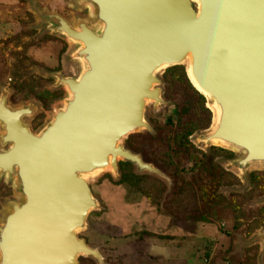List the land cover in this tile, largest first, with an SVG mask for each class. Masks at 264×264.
<instances>
[{
	"label": "water",
	"instance_id": "1",
	"mask_svg": "<svg viewBox=\"0 0 264 264\" xmlns=\"http://www.w3.org/2000/svg\"><path fill=\"white\" fill-rule=\"evenodd\" d=\"M80 1L91 5L99 29L86 19H77L76 29L56 12L37 11L51 30L80 43V75L52 73L69 87L63 106L34 133L25 122L32 105L6 102L9 108L0 97V143L9 145L0 156L11 161L0 170L19 194L0 220V264H78L80 256L105 264L77 235L98 206L87 179L107 165L117 173L119 159L168 179L122 142L152 130L144 111L147 100L164 102L156 86L163 66L189 58L216 103V123L199 135L205 145L214 137L228 143L243 175L264 165V0Z\"/></svg>",
	"mask_w": 264,
	"mask_h": 264
},
{
	"label": "rangeland",
	"instance_id": "2",
	"mask_svg": "<svg viewBox=\"0 0 264 264\" xmlns=\"http://www.w3.org/2000/svg\"><path fill=\"white\" fill-rule=\"evenodd\" d=\"M38 10L72 24L86 19L99 29L80 0H0V93L7 90L13 107L32 105L25 122L34 133L69 97L52 73L75 77L83 67L75 57L79 44L51 30ZM156 74L164 102L145 106L152 130H136L122 142L168 179L121 164L124 159L117 173L106 169L88 177L98 206L77 235L99 250L105 264H264V165L250 166L243 175L230 162L236 152L230 156L212 148L226 147L205 145L199 135L211 130L212 114L206 128L199 121L185 136L183 124L203 119L208 99L190 86L182 66ZM177 103L184 113L178 114ZM5 147L0 144V150ZM123 171L139 175L145 192L119 182ZM17 200L15 182L0 173V220ZM78 264L99 263L80 256Z\"/></svg>",
	"mask_w": 264,
	"mask_h": 264
},
{
	"label": "bare ground",
	"instance_id": "3",
	"mask_svg": "<svg viewBox=\"0 0 264 264\" xmlns=\"http://www.w3.org/2000/svg\"><path fill=\"white\" fill-rule=\"evenodd\" d=\"M87 6H89V12L91 13L92 12V7H91V5L90 4H88ZM70 24H71V26L73 27V28H76V29H78L79 27H78V24H72L71 22H69ZM76 41V40H75ZM80 44V43H79ZM78 58H80V57H78ZM81 59V58H80ZM82 60V59H81ZM184 66H185V71H186V75H187V77H188V79H189V81H190V83L192 84V86L200 93V94H202L206 99H208V102H209V104H210V106L208 107L209 109H210V111L212 112V118H213V124L212 125H214L215 123H216V121H217V119H218V113H219V109L217 108V106H216V103L214 102V101H212V99H211V97L206 93V91L204 90V89H202L201 87H200V85L198 84V82L196 81V79H195V77H194V74L192 73V71H191V65H190V59L189 58H187L183 63H182ZM163 67H167V66H163ZM63 76H65V75H63ZM61 83H64L65 85H64V87L67 89V90H69V87H68V85H67V82H63V81H61ZM63 85V84H62ZM2 97V96H1ZM150 100H147L146 102L148 103ZM7 101L5 100V105L7 106V107H9V105L6 103ZM0 108H1V106H0ZM10 108V107H9ZM12 108V107H11ZM33 110V109H32ZM14 132H15V135L16 136H20L21 134H20V131H19V129H14ZM2 133H3V131H2ZM211 143L212 144H216V145H220V146H223V147H227V146H229L228 145V143H226L225 141H223L222 139H219L218 137H214L212 140H211ZM39 148V146H37L36 147V149H38ZM71 155L69 154V157H70ZM73 157V156H72ZM69 159V158H68ZM72 159H76V158H72ZM7 160L8 159H5V161H4V159H3V157H1L0 156V166H3V167H5V168H7L9 165H10V162L11 161H8L7 162ZM37 162V161H36ZM47 162H49V161H47ZM102 170H106V169H110V166H105V167H103V168H101ZM101 169H99V170H101ZM98 171V170H97ZM0 173H2V171L0 170ZM85 179H86V176H85ZM78 230V229H77Z\"/></svg>",
	"mask_w": 264,
	"mask_h": 264
},
{
	"label": "trees",
	"instance_id": "4",
	"mask_svg": "<svg viewBox=\"0 0 264 264\" xmlns=\"http://www.w3.org/2000/svg\"><path fill=\"white\" fill-rule=\"evenodd\" d=\"M175 66H182L184 68V71H185V67H184L183 64H178V65H175ZM169 68H171V67H169ZM185 76H186L187 80L189 81V79H188V77L186 75V71H185ZM189 83H190V81H189ZM190 86H192L191 83H190ZM192 88L195 89L193 86H192ZM196 92H198V91L196 90ZM198 94L203 97V95L200 94L199 92H198ZM177 108H178V114L184 113L185 108H182L180 106V104H178V103H177ZM206 111H207V113H206V115H205V117L203 119H201V118L199 120L196 119V121L195 120H190L189 124H188V122H187V124L186 123L183 124V128L186 129V131L184 132L185 136L191 135L193 129H195V126H196L197 122H199V121L202 122L201 125L203 124L202 126L204 128L207 127V125L209 123L208 121H209V119L211 117L210 115L212 114V112L210 111V109L208 110L207 108H206ZM212 148H217L218 150H223V151H225L230 156H233V154H234V151L229 150V149H226V148H221V147H216V146L215 147L212 146ZM121 162H122L121 164H124V165H128L129 164L128 161H121ZM138 177H139V175H136V174H132L130 172L123 171L121 173L119 182H127L128 184H131L134 187H136L140 192H143L144 193L145 190L141 186V184L139 183L140 180H139Z\"/></svg>",
	"mask_w": 264,
	"mask_h": 264
},
{
	"label": "flooded vegetation",
	"instance_id": "5",
	"mask_svg": "<svg viewBox=\"0 0 264 264\" xmlns=\"http://www.w3.org/2000/svg\"><path fill=\"white\" fill-rule=\"evenodd\" d=\"M62 74V73H61ZM80 75V73L78 74V76ZM78 76H75V77H78ZM57 81V80H56ZM64 86V85H63ZM7 90H2V92L0 93V97L2 96V95H4L5 94V96H6V100H8L7 98ZM67 98V97H66ZM1 144V143H0ZM7 147H9V145H6V147L5 148H7ZM1 150H3V149H1ZM0 150V151H1Z\"/></svg>",
	"mask_w": 264,
	"mask_h": 264
}]
</instances>
